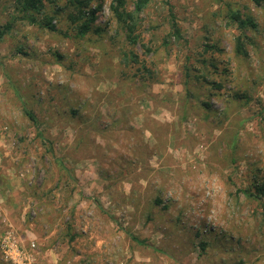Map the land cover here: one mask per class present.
I'll list each match as a JSON object with an SVG mask.
<instances>
[{"label": "rangeland", "instance_id": "rangeland-1", "mask_svg": "<svg viewBox=\"0 0 264 264\" xmlns=\"http://www.w3.org/2000/svg\"><path fill=\"white\" fill-rule=\"evenodd\" d=\"M110 1L0 0V264H264V0H150L127 64Z\"/></svg>", "mask_w": 264, "mask_h": 264}, {"label": "trees", "instance_id": "trees-1", "mask_svg": "<svg viewBox=\"0 0 264 264\" xmlns=\"http://www.w3.org/2000/svg\"><path fill=\"white\" fill-rule=\"evenodd\" d=\"M92 0H71V4L75 7V12L69 13V17L72 21L76 22L75 27L77 29V34L80 36H83L85 33H87L94 22L95 19V9H89L88 12L84 11V7H86ZM150 0H134L133 1V8L128 9L126 7L127 0H111L110 1V11L113 16V18L120 24L121 28L124 32V38L129 46L128 50L123 53L122 62L124 64H127V61L130 60L133 63H142L144 59L139 58V54L134 50V47L136 45H140L144 47V52L146 54H149L151 52V49L147 47L142 40V37L140 35V32L137 31L138 27L140 25L141 16L140 14L145 9L147 3ZM255 3H259L261 0H252ZM43 7V0H21L20 3V9L24 12L29 14V17L34 21V13H39L41 8ZM100 7V5H98ZM97 8V7H96ZM171 14V21H170V28L171 33L170 36L175 39H181V31L180 28L175 21L173 14ZM230 18L237 24V27L239 29H244L247 25L254 26L252 20L249 17L242 18L239 12H231ZM46 26H48L50 29H54V26L50 23V18L46 20L44 23ZM8 29V25H6V28H0V39ZM95 31H98L99 28H94ZM245 40L242 36L238 35L235 38V52L237 54H243L245 55L247 52L245 51L244 46ZM206 106L209 104L206 102ZM23 113L26 115V117L35 125H37V118L34 114V112L26 107H23ZM39 135H41L40 132H37ZM244 195L248 198L264 201V175L261 177L255 178L251 184L247 187L241 190ZM162 198L159 196H156L154 198V203L156 205L162 203ZM131 239L139 244V245H145V246H151L149 242L146 241L144 238H139L138 236L134 234H129ZM199 247L201 250H204L206 242L200 241ZM151 248L154 251H161L156 246H151Z\"/></svg>", "mask_w": 264, "mask_h": 264}, {"label": "built area", "instance_id": "built-area-1", "mask_svg": "<svg viewBox=\"0 0 264 264\" xmlns=\"http://www.w3.org/2000/svg\"><path fill=\"white\" fill-rule=\"evenodd\" d=\"M1 245L6 249L8 247V244L6 243V241H3V243H1Z\"/></svg>", "mask_w": 264, "mask_h": 264}]
</instances>
